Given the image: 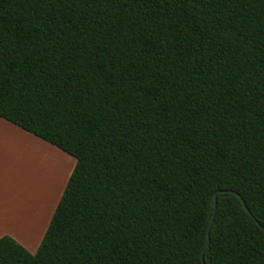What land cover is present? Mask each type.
<instances>
[{
  "label": "trees",
  "instance_id": "trees-1",
  "mask_svg": "<svg viewBox=\"0 0 264 264\" xmlns=\"http://www.w3.org/2000/svg\"><path fill=\"white\" fill-rule=\"evenodd\" d=\"M0 117L76 158L0 264H264V0H0Z\"/></svg>",
  "mask_w": 264,
  "mask_h": 264
},
{
  "label": "rangeland",
  "instance_id": "rangeland-1",
  "mask_svg": "<svg viewBox=\"0 0 264 264\" xmlns=\"http://www.w3.org/2000/svg\"><path fill=\"white\" fill-rule=\"evenodd\" d=\"M27 138L22 137L19 140L14 139V143H20L24 151H22L21 173H22V187L20 194H14L12 199H6V205L13 207L17 205H24L26 199L29 197V192H36V196L30 205L22 206V209L28 207L30 213L29 223L25 221L24 214L18 223L7 226L11 228V232H23L18 235L21 240L17 239L21 244L27 247L30 251L35 252L41 242L36 243V239L41 236L42 229L40 228L46 222L49 210L54 211L55 199L56 202L61 197L64 187L69 179V172L72 166L76 164V158L69 153L58 148L54 144L43 140L31 133ZM35 172V174H34ZM30 182L26 183L25 181ZM53 201V203H52ZM52 207L50 209V206ZM27 206V207H26ZM26 207V208H25ZM17 209V208H15ZM23 209V210H24ZM52 211V215H53ZM14 213V212H13ZM17 213V212H16ZM51 212H49L50 214ZM18 216L20 214L17 213ZM51 215V216H52ZM10 235V234H9Z\"/></svg>",
  "mask_w": 264,
  "mask_h": 264
},
{
  "label": "crops",
  "instance_id": "crops-1",
  "mask_svg": "<svg viewBox=\"0 0 264 264\" xmlns=\"http://www.w3.org/2000/svg\"><path fill=\"white\" fill-rule=\"evenodd\" d=\"M30 132L24 130L23 128L15 125L14 123L0 117V237L6 234L15 235L17 239L21 240L19 236L23 234V232H18L16 234L14 231L11 232V228L7 226V224L12 225L15 223H18V220L24 219L26 223H29L30 216L33 215L34 212L28 211V205H30L31 209V203L32 201L37 198V200L40 199V196H36V192L34 191L31 193L29 192V197L26 199L24 205H27L25 208L22 209V206L24 205H17L13 207H9L6 205V199H12L14 194H20L21 187H22V173H21V164L20 161L22 160V151H24L21 147L20 143H14V139L19 140V138L29 136ZM32 134V133H31ZM34 135V134H33ZM36 136V135H35ZM38 137V136H37ZM40 138V137H39ZM44 140V139H43ZM46 141V140H45ZM48 142V141H47ZM52 144V143H51ZM56 146V145H55ZM75 166V164H74ZM72 166L71 172L74 168ZM69 172V176L71 174ZM35 174V172H34ZM26 183L30 182L29 180L25 181ZM65 188V187H64ZM60 199V197H59ZM56 202L55 199V206L56 208L58 201ZM53 203V201H52ZM52 207V204L50 206V209ZM17 208V209H15ZM55 210V209H54ZM53 210H49L51 212L46 218V222L44 221V225H42L40 228L43 232H41V236L36 239V243L40 242V239L42 240L44 233L48 227V224L51 220ZM14 212V213H13ZM20 214V216L17 215V213ZM54 212V211H53ZM19 235V236H18Z\"/></svg>",
  "mask_w": 264,
  "mask_h": 264
},
{
  "label": "water",
  "instance_id": "water-1",
  "mask_svg": "<svg viewBox=\"0 0 264 264\" xmlns=\"http://www.w3.org/2000/svg\"><path fill=\"white\" fill-rule=\"evenodd\" d=\"M218 192L215 194V209H216V206H217V194H218ZM243 202H244L245 208L249 211V208L245 204V201L244 200H243ZM214 217H215V213H214V216L212 217L211 222H210V225H209L208 235L210 234V229H211V226H212V224L214 222ZM209 242H210V240L208 241V244L207 245H209Z\"/></svg>",
  "mask_w": 264,
  "mask_h": 264
}]
</instances>
